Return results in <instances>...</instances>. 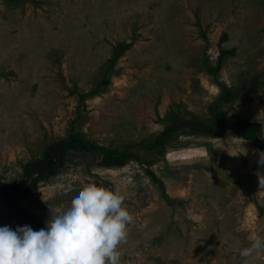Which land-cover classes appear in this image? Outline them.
Here are the masks:
<instances>
[{
  "label": "rangeland",
  "instance_id": "374dc122",
  "mask_svg": "<svg viewBox=\"0 0 264 264\" xmlns=\"http://www.w3.org/2000/svg\"><path fill=\"white\" fill-rule=\"evenodd\" d=\"M115 47L122 52L107 71ZM222 48L234 51L215 74ZM225 85L239 96L221 108L260 121L264 0H0V176L18 180L23 163L71 131L129 147L155 162L104 166L101 152L71 150L22 204L45 223L49 203L103 184L133 215L121 264H244L240 249L264 236L260 148L232 129L211 137L188 126L163 151L140 144L177 119L210 121ZM7 213L0 198V225L27 224Z\"/></svg>",
  "mask_w": 264,
  "mask_h": 264
},
{
  "label": "clouds",
  "instance_id": "9594fccd",
  "mask_svg": "<svg viewBox=\"0 0 264 264\" xmlns=\"http://www.w3.org/2000/svg\"><path fill=\"white\" fill-rule=\"evenodd\" d=\"M256 119L264 123V109ZM257 163L264 166V150ZM256 174L264 188V171ZM124 201L119 189L88 182L74 189L68 202L49 203L51 214L40 229L0 225V264H121L119 245L133 220ZM240 256L244 264L264 257V236L251 237Z\"/></svg>",
  "mask_w": 264,
  "mask_h": 264
},
{
  "label": "trees",
  "instance_id": "16d2710c",
  "mask_svg": "<svg viewBox=\"0 0 264 264\" xmlns=\"http://www.w3.org/2000/svg\"><path fill=\"white\" fill-rule=\"evenodd\" d=\"M203 33L205 34V32ZM227 37L228 34L224 32L222 39L224 40ZM233 51L222 48L218 65L209 67V69L216 74L219 71L224 54L233 53ZM121 52L122 50L114 48V55L109 59L107 71L115 64ZM109 81L110 77L105 76L90 93H82V97L86 96V94H96ZM236 92L237 90L226 85L224 86L223 92H221V95L219 94L212 106L213 112L210 121L199 120L197 118L177 119L162 130L155 137L154 141L151 143L141 141L140 144L148 149L163 151V146L174 138L175 133L188 126L196 133L206 134L211 137L222 136L228 129H232L236 134L246 139H251L260 150H264V123L250 120L241 114L231 116L226 110L221 108V104L232 102L239 96ZM71 150L101 152L103 155L99 163L104 166H123L132 159L145 162L148 166L155 162L154 158L144 160L138 151L132 150L129 147L122 151H115L89 140L79 131H71L68 136L49 143L41 156L23 163V174L18 180L7 181L0 176V198L8 206L7 214L11 219L19 218L35 229H40L44 226V222L36 214L29 211L22 204L21 199L32 192L40 181L57 174L58 170L67 162V155ZM147 172L152 179L161 181L152 168L147 167Z\"/></svg>",
  "mask_w": 264,
  "mask_h": 264
}]
</instances>
